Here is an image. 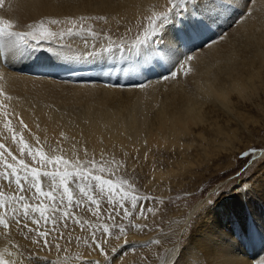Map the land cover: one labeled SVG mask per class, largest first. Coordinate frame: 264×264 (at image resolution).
<instances>
[{"label":"bare ground","instance_id":"obj_1","mask_svg":"<svg viewBox=\"0 0 264 264\" xmlns=\"http://www.w3.org/2000/svg\"><path fill=\"white\" fill-rule=\"evenodd\" d=\"M168 2L0 0V18L11 20L14 27L38 26L40 19L50 24L49 21L55 19L61 23L50 24L53 32L64 33L62 37L57 35L44 40L43 46L41 40L31 43V38L20 45L5 46L2 51L11 67L30 68L58 61L94 64L95 67L108 60L114 64L121 61L122 64L119 72L104 75L101 81L33 77L0 65V92L3 93L0 105L4 106L0 107V144L6 149L0 151L5 152V163H14L23 177L20 160L29 169L36 167V161L28 154L30 149L37 153L36 160L43 154L50 167L69 173L80 168L82 160L78 156L81 155L99 159L107 152H122L145 158L149 154L146 146L165 150L176 147L184 155L193 137L196 140L192 141H199L202 155L208 158L209 150L218 149L224 135L227 136L224 144L229 150L234 148L236 131L224 133V124L230 123V127L231 123L234 127L261 124L263 119L254 115V109L264 114V0H195L184 5L182 12L170 13L161 25L160 33L139 52L132 45H114L112 42L118 39L103 38L105 40L89 43L86 38L89 34L80 33L85 27L100 31V27L109 28L119 22L139 19L152 11V5L163 8ZM249 12L252 14L247 17ZM180 16L184 17V22L179 23L180 32L177 33L171 26ZM70 28L72 35L67 34ZM135 31L130 34H137ZM216 37L223 39L217 42ZM38 45L41 46L39 51L31 48ZM109 47L111 51L102 50ZM187 55L193 59L185 65L186 69H191L185 75L179 64ZM173 71L177 72L175 78L171 76ZM250 107H253V116L240 111ZM210 114L213 115L211 118L208 117ZM213 118L215 120L208 123ZM206 131L210 134L208 138L205 137ZM21 140L23 144L19 143ZM13 156L17 158L15 161ZM230 157L222 156L229 163ZM11 171L0 163V183H17ZM37 171L46 172L44 166L37 167ZM54 174L57 178L52 182L60 185L64 173ZM154 175L162 177L163 174L155 171ZM249 194L239 193L238 201L225 204L221 201L215 208L214 202L206 205L201 212L204 217L196 222L195 232L191 233L193 237L185 238L186 245L175 264H264V240L252 237L255 228L244 212L249 211L256 221H261L254 225L263 229V236L264 171L255 187L249 189ZM37 196L38 199L43 197ZM14 200L0 196V212L6 206L5 211L12 214L2 217L7 224L5 228L12 230L0 237V255L12 264H33L30 260L37 256L36 248L32 249V243L26 246L20 242L21 238L17 239L14 220L19 215L24 216V205H29L28 225L33 226L36 221L43 224L39 212L33 210L37 206H47L32 201L29 204L27 199L20 201L23 203ZM29 237L31 240L35 238ZM239 238H244L245 242ZM252 238L255 245L249 249L246 243L253 242ZM84 254L89 257L97 255L92 250ZM168 256L161 259L163 264L168 263ZM42 258V264H49V260ZM56 262L70 264L61 259Z\"/></svg>","mask_w":264,"mask_h":264},{"label":"rangeland","instance_id":"obj_2","mask_svg":"<svg viewBox=\"0 0 264 264\" xmlns=\"http://www.w3.org/2000/svg\"><path fill=\"white\" fill-rule=\"evenodd\" d=\"M194 2L195 0H184L183 3H178L171 13H180L187 4ZM170 8L172 5L169 2L163 8L152 5V11H148L139 19L129 20L127 23L119 22L109 28L100 27L102 28L100 31L85 27L80 30V33L89 34L86 35V38L90 40L89 43L96 42L97 39L109 38L110 40L118 39L119 43L118 41L112 42L118 47L129 46L134 43L136 35H143L144 30L149 27L150 19H155L156 16L168 12ZM251 14L252 12L247 13V17ZM40 21L44 20L40 19L38 22ZM183 22L184 17L180 16L171 28L179 33V23ZM47 24L44 21L43 26L54 31L53 27L51 28V25ZM162 26L157 28L156 35L160 33ZM28 27L22 25V27L16 26L14 29L21 33L34 30ZM133 31L137 34H130ZM155 36H151V38ZM151 38L149 41H153ZM217 38V42L222 41L220 37H216V40ZM32 40L31 43L38 41V39ZM41 41V46H43L44 40ZM41 46L30 47L39 51ZM81 48L82 46L78 47V49ZM93 48L95 49V47ZM93 48L91 49L94 50ZM91 49L89 50L92 51ZM252 108H248L250 111L244 109H240V111L253 116ZM254 115L263 119L261 124H240L236 127L233 123H231L232 127L228 126L230 123L224 124L222 126L224 133L236 131V138L233 140L235 151L234 148L229 150L224 144L227 137L224 135L223 142L218 144V149L211 148L209 150L208 158L202 155V150L198 146L199 141H192L196 140L195 137L189 141L188 144L191 146L184 155L176 147L172 150H165L162 147L153 149L148 146L145 148L149 154L145 158H138L133 153L122 154V152L116 154L107 152L103 156L104 158L99 159H93L87 155L82 157L80 154L81 157L78 156L82 160L80 168H77L75 172H69L70 175L66 180H60L63 186L61 183L60 185L53 183L52 178L48 176L39 179L41 188L45 192H54L56 204H52L51 200H46L44 197L38 199V194L34 195V189L22 192L15 182L9 183L10 185L0 183V186L3 187H0V196L11 197L13 200L15 198L14 201H19V203H23L20 201L27 199L29 204L31 201L34 202L33 204L40 202L47 206L46 209L49 205H52L53 209H57L61 198H64V204L56 211H47V223L43 219V224L36 222L35 225L30 226L26 222L27 219L19 215L18 220L17 218L14 220L17 229L14 232L17 239L21 238L20 242L26 246L32 243V249L36 248L38 257H31L30 260L33 261V264H42V257L49 260V264L52 262L59 264L56 259L64 260L70 264H163L161 259L168 255L167 264H175L180 251L186 245L185 238L189 240L196 222L204 217V213L201 214V212L205 206L210 205L211 202H214V207L221 201L224 204L238 201L239 193L240 195L247 193L250 196L249 189H253L257 180L260 179L264 171V114L254 109ZM212 116L210 114L208 117ZM214 120L213 118L208 123ZM219 120L221 118L217 119V121ZM220 125H222L221 122ZM205 137H210L207 131ZM250 149L257 151L254 155H242ZM222 156H231L230 163L227 158H222ZM28 158L30 160L31 158L27 156V161L31 163L32 160L30 161ZM46 165L44 166L46 172H62L64 175L66 173L63 169L57 171L55 166ZM36 167L40 166L36 165ZM155 171L162 173V177L155 176ZM94 176L109 181L115 192L114 198L109 197L108 190L99 191L97 182L92 179ZM12 185L14 187L11 189ZM26 185L29 187V184L25 182L23 186ZM27 187L23 188L28 189ZM64 187L69 188V192L77 204L68 205L67 197L63 193ZM81 188L94 197L95 204L81 196ZM124 193L127 194V199L122 200L120 197ZM21 196L26 199H19ZM40 199L42 200L39 201ZM110 199H112L111 203ZM3 209L0 212V217L12 215L9 211H5L6 206ZM65 212L73 214V219H67V223H65ZM125 212L128 215H124ZM244 212L248 219L252 220L255 228L252 231V237L257 236L259 241H263V229L257 226L261 221H256L251 212L252 216L248 213L249 211L244 210ZM255 222L257 225H254ZM104 228L109 229L107 235L103 232ZM120 228H125L126 232L121 233ZM9 230L12 229L0 227V237ZM41 233H47V243ZM29 234L35 238L31 240ZM253 238L251 239L253 242L246 243L249 249L255 245ZM155 240H159V243H152ZM239 240L245 242L244 238H239ZM94 244H101L104 254H101L100 249L95 248ZM89 250L94 251L97 254L96 257L85 256L84 252ZM172 252L173 254H170Z\"/></svg>","mask_w":264,"mask_h":264},{"label":"snow or ice","instance_id":"obj_3","mask_svg":"<svg viewBox=\"0 0 264 264\" xmlns=\"http://www.w3.org/2000/svg\"><path fill=\"white\" fill-rule=\"evenodd\" d=\"M183 2H184V0H169V3L172 5V8H170L168 10V12L162 13V14L156 16L155 19H150L149 27L144 30V33L142 36L136 37L134 43L132 44V48L134 50H136L137 52H139L141 47L147 45L151 36L156 35L157 28L160 25H162L168 19L170 13L177 6V4L183 3ZM248 2H250V0H248ZM83 19L84 18L81 17V20H83ZM49 23L50 24H59L61 22L58 20L52 19L49 21ZM43 25H44V21H40L39 26H34V25L29 26L30 28L34 29L33 31L21 33V32H16V31L12 30L15 25L11 20L0 18V51H2L5 46L20 45L21 43H26L29 38L38 39V40H46V39H49L50 37H56L57 35H60L61 37L64 35L63 32L56 33V32L50 31L49 29L45 28ZM67 34L72 35L73 30L71 28L68 29ZM221 39H223V37H221ZM102 50L103 51H111L112 48L109 47L107 49H102ZM192 59H193V57L191 55H187L185 57V60L179 64L180 71H183L185 75H187V72L191 70L190 67H188L186 69L185 65L188 64V62H190ZM171 76L173 78H175L177 76V72L176 71L171 72ZM0 95H3V93L0 92ZM0 107H4V106L0 105ZM4 115L7 116V113H4ZM5 127H7V125H5ZM13 139L15 140V136H13ZM19 143L23 144V141L21 140V141H19ZM0 149H5V145L0 144ZM5 151H6V149H5ZM21 151L23 152L25 150L21 149ZM256 151H257L256 149H250L248 152L242 153V155H244V156H247L249 154L254 155L256 153ZM28 154L32 157L33 160L36 161L37 166H46L47 161L44 160L43 154H40L39 160H36L37 153L32 152L30 149L28 150ZM4 155H5V152L0 151V163H3L6 168L12 170L11 176H14L16 178L18 188L20 189V191H22V192L23 191H31V189L34 188L35 189L34 195H36V194L43 195V197L46 200H51L52 204H56V198H55L54 192L53 191L45 192L41 188L40 182L37 179L38 177H41V176H48V177H51L53 180H55L57 177L54 173H50V172L41 173V172L37 171V167H32L31 169H29L28 165L25 164L23 160H20V162H19L20 166L24 170V176L21 177L20 170L17 168V166L14 163H5V161L3 159ZM8 155H11V153L9 152ZM12 159H13V161H15L17 158L15 156H13ZM68 175H70V173H65L64 177L61 179L66 180ZM92 179H94L97 182V186L99 187L100 192H104L105 186H107L109 197L114 198L115 192L113 191V186L109 184L108 180H101L99 176H94ZM24 182H28L30 184V187L28 189L23 188ZM80 191H81L82 197H86L93 204L96 203L94 197L89 195V193L87 191H85V189L81 188ZM63 193L67 197V203L69 206L77 204V201L74 200L73 195L70 194L68 187L63 188ZM120 198L122 200L127 199V194L126 193L121 194ZM19 199L23 200V199H26V197L21 196ZM133 199H135V197H133ZM109 202L111 203L112 199H110ZM63 204H64V199L62 197L60 200V204L57 205V209ZM24 207L26 209V211L24 213V217L27 218L29 215L27 209L30 206L24 205ZM57 209H53L52 205H49L48 209L37 206V209H34L33 211L34 212L38 211L40 217L45 220V223H47L48 217L46 216V212L49 210L56 211ZM97 215H99V213H97ZM124 215H128V213L125 212ZM65 217H66L65 223H67V219H73V214L70 212H65ZM33 219H35L34 215H33ZM17 220H18V218H17ZM36 222L39 223V221H36ZM0 226L7 227V224L5 223L4 218H2V217H0ZM137 227H142V226H137ZM119 231L121 233H125L126 229L120 228ZM103 232L107 234V233H109V229L104 228ZM41 235H43L45 237V243H47V240H46L47 233H41ZM93 239H94V233H93ZM152 243L158 244L159 240L152 241ZM94 247L100 249L101 254H104L103 247L101 244H94ZM0 264H12V262L5 260L3 258V256L0 255Z\"/></svg>","mask_w":264,"mask_h":264}]
</instances>
